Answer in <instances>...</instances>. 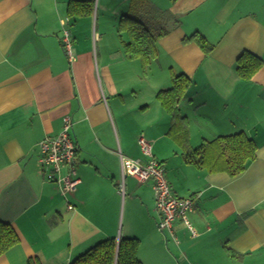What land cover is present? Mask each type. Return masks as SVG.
<instances>
[{
	"label": "crops",
	"instance_id": "crops-1",
	"mask_svg": "<svg viewBox=\"0 0 264 264\" xmlns=\"http://www.w3.org/2000/svg\"><path fill=\"white\" fill-rule=\"evenodd\" d=\"M72 1L0 0V222L20 238L0 264H70L112 238L138 239L142 264H264V64L251 79L238 72L246 52L264 62V0H145L136 14L169 31L147 64L128 58L121 30L133 0H89L81 17L69 16ZM195 34L212 52L185 42ZM179 76L189 83L176 119L157 96ZM66 116L82 179L73 210L38 147ZM239 133L257 146L240 175L187 162L203 143ZM141 137L173 193L194 200V233L180 220L162 233L152 181L125 170L149 162Z\"/></svg>",
	"mask_w": 264,
	"mask_h": 264
},
{
	"label": "trees",
	"instance_id": "trees-1",
	"mask_svg": "<svg viewBox=\"0 0 264 264\" xmlns=\"http://www.w3.org/2000/svg\"><path fill=\"white\" fill-rule=\"evenodd\" d=\"M176 2L177 0H171ZM145 0H133V15L123 19L121 30H127L129 43L126 47L129 59L141 58L149 63L157 53V43L169 34L168 29L160 20L141 19L136 11L143 7ZM92 1L74 0L69 4L70 17L86 16L93 12ZM195 41L206 54L213 50L206 38L195 34L186 38L185 42ZM259 57L246 52L239 60V76L251 79L263 66ZM188 81L179 76L173 87L161 91L157 99L174 118L179 117L178 104L188 86ZM186 146V145H185ZM257 146L244 133L219 137L212 142H205L197 150L187 153V162L200 169L209 171L226 170L232 176L243 173L248 162L255 160ZM78 156V155H77ZM20 243V238L10 223L0 222V258ZM140 241L134 238L107 239L99 242L86 253L73 260L70 264H142L138 257ZM28 264H41L30 259Z\"/></svg>",
	"mask_w": 264,
	"mask_h": 264
},
{
	"label": "built area",
	"instance_id": "built-area-1",
	"mask_svg": "<svg viewBox=\"0 0 264 264\" xmlns=\"http://www.w3.org/2000/svg\"><path fill=\"white\" fill-rule=\"evenodd\" d=\"M62 43L69 62H75L72 39L66 30ZM73 126L72 117L66 116L62 132L55 137H46L38 144L42 167L51 170L48 179L54 180L60 185L61 193L67 199L70 210L74 209V205L69 201L68 196L76 192L82 184V179L77 175L75 169L78 146L73 137ZM139 145L143 153L149 158V162L143 164L139 160L131 161L125 170L140 182L152 181L156 209L161 217L158 225L159 230L162 233L173 234L174 224L180 220L194 233L190 221V215L195 211L194 200L192 198H180L173 193L166 177L165 168L153 158L152 145L145 137L139 139ZM64 168L70 170L66 175L59 176Z\"/></svg>",
	"mask_w": 264,
	"mask_h": 264
},
{
	"label": "rangeland",
	"instance_id": "rangeland-1",
	"mask_svg": "<svg viewBox=\"0 0 264 264\" xmlns=\"http://www.w3.org/2000/svg\"><path fill=\"white\" fill-rule=\"evenodd\" d=\"M122 222V221H121Z\"/></svg>",
	"mask_w": 264,
	"mask_h": 264
}]
</instances>
